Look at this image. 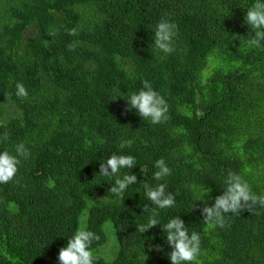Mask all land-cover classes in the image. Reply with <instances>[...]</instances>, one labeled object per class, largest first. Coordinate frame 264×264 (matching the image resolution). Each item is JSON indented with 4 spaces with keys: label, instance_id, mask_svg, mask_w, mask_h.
<instances>
[{
    "label": "trees",
    "instance_id": "obj_1",
    "mask_svg": "<svg viewBox=\"0 0 264 264\" xmlns=\"http://www.w3.org/2000/svg\"><path fill=\"white\" fill-rule=\"evenodd\" d=\"M253 3L0 0V137L9 136L0 151L14 154L23 142L31 153L14 180L0 184V264H59V249L80 228L100 236L91 245L95 264H170L161 227L178 215L201 236L199 264H264V208L209 229L196 201L208 187L210 206L229 170L264 195V46L248 45L254 30L245 22ZM162 18L178 29L167 55L154 45ZM71 28L78 35H68ZM143 80L166 99V122L125 112L121 96ZM112 154L137 161L120 172L138 180L122 202L108 191L116 177L99 174ZM159 158L172 172L156 181ZM165 182L176 204L139 233L148 219L142 205L150 204L143 185Z\"/></svg>",
    "mask_w": 264,
    "mask_h": 264
},
{
    "label": "clouds",
    "instance_id": "obj_2",
    "mask_svg": "<svg viewBox=\"0 0 264 264\" xmlns=\"http://www.w3.org/2000/svg\"><path fill=\"white\" fill-rule=\"evenodd\" d=\"M245 22L254 30V35L247 41L250 47H262L264 42V0H255L246 11ZM177 25L168 19L162 18L156 25L154 32V45L157 50L165 55L174 51V38L177 35ZM58 30L53 28L49 36L55 38ZM68 35H78L77 28L68 30ZM77 42L68 45L69 50H74ZM143 87L137 92L121 96L126 100L125 112L133 109L144 120H149L152 124H161L169 119V106L158 91L154 90L148 80L142 81ZM16 95L20 98H27L28 91L21 82H17ZM8 133H4L0 139L7 140ZM31 153L23 142L15 145L14 154L9 151H0V184H7L14 180L18 166L22 160H27ZM137 161L132 155H110L106 162H100L99 174L103 177H116L112 186L108 189L121 202L128 195V188L138 182L135 174L125 173L122 176V169H132ZM153 176L156 181L164 180L171 175V168L164 158L155 161ZM225 188L222 194L214 197V202L209 206L206 200H212L211 189L206 187L202 190L200 197L196 201H201L200 213L203 221L209 229L215 227H227L229 214L241 213L247 210L255 213L257 206L264 208V195H258L251 189L250 184L240 175L231 170L228 171L224 180ZM49 188L55 187L54 181H49ZM146 200L150 202L142 205L143 213H148L146 223L136 226L139 233H144L157 225H160L159 210L171 208L176 204L175 196L167 191V184L158 183L151 186L147 183L143 185ZM195 203L193 208H195ZM162 231L166 237V243L170 246V251L166 253L170 264H191L198 262L201 254V236L198 231L192 230L189 234L188 227L180 216H173L163 225ZM100 236L85 228L78 229L71 238H68L66 246L59 249V264H95L97 259L91 250L94 241H99ZM149 250L153 248L163 251V246L149 244Z\"/></svg>",
    "mask_w": 264,
    "mask_h": 264
},
{
    "label": "rangeland",
    "instance_id": "obj_3",
    "mask_svg": "<svg viewBox=\"0 0 264 264\" xmlns=\"http://www.w3.org/2000/svg\"><path fill=\"white\" fill-rule=\"evenodd\" d=\"M112 235H113V236H110V239H109V240H111L112 242H113V240H115V243H116L115 234L113 233ZM113 237H114V239H113ZM109 240H108V241H109ZM110 244H111V243H107V245H106L105 247L108 248V246H109ZM113 255H114V254L111 252V250L108 251V257H109V258H111Z\"/></svg>",
    "mask_w": 264,
    "mask_h": 264
}]
</instances>
